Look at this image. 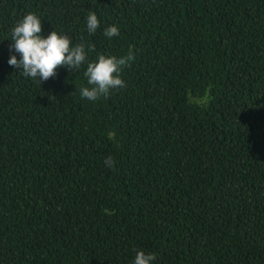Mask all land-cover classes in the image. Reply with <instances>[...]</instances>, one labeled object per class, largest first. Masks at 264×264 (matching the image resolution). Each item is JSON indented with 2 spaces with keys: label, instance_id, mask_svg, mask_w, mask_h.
Segmentation results:
<instances>
[{
  "label": "trees",
  "instance_id": "trees-1",
  "mask_svg": "<svg viewBox=\"0 0 264 264\" xmlns=\"http://www.w3.org/2000/svg\"><path fill=\"white\" fill-rule=\"evenodd\" d=\"M28 13L45 38L94 45L89 62L131 50L125 87L82 99L86 64L21 76L10 39ZM137 251L264 264V0H0V264Z\"/></svg>",
  "mask_w": 264,
  "mask_h": 264
},
{
  "label": "clouds",
  "instance_id": "clouds-1",
  "mask_svg": "<svg viewBox=\"0 0 264 264\" xmlns=\"http://www.w3.org/2000/svg\"><path fill=\"white\" fill-rule=\"evenodd\" d=\"M99 25L97 15L89 11L86 25L88 34L94 35ZM103 35L112 39L120 35V30L116 26H108ZM10 41V49L19 53L20 58L12 55L8 64L14 69H22L19 73L21 76L38 79L40 83L54 77L58 67H66L71 72L86 64L84 76L89 86L81 87L79 95L82 99L92 102L107 97L114 89L125 87L121 74L135 58L129 50L128 54L122 57L99 54L96 60L89 62L88 52L95 51L94 45L82 40L81 43L72 46L68 36L58 35L55 30L45 38L42 35V22L35 13L26 14L13 27ZM48 98L50 102L55 101L52 95ZM113 163L111 156L105 159L106 166H112ZM155 259L154 253L137 251L133 264H153Z\"/></svg>",
  "mask_w": 264,
  "mask_h": 264
}]
</instances>
